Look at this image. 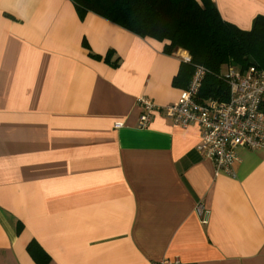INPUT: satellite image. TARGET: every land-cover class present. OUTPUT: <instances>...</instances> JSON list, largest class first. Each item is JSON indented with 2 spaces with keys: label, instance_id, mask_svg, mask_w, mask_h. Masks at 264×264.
Masks as SVG:
<instances>
[{
  "label": "crops",
  "instance_id": "0c3cea01",
  "mask_svg": "<svg viewBox=\"0 0 264 264\" xmlns=\"http://www.w3.org/2000/svg\"><path fill=\"white\" fill-rule=\"evenodd\" d=\"M212 2L242 29L264 16ZM186 53L71 0H0V264H264V150L215 174L196 123L139 126V97L179 98Z\"/></svg>",
  "mask_w": 264,
  "mask_h": 264
},
{
  "label": "trees",
  "instance_id": "16d2710c",
  "mask_svg": "<svg viewBox=\"0 0 264 264\" xmlns=\"http://www.w3.org/2000/svg\"><path fill=\"white\" fill-rule=\"evenodd\" d=\"M80 14L94 12L142 37L156 39L168 54L187 52L173 83L185 89L197 66L205 69L198 89L199 101H225L229 84L222 75L225 64L245 70H264V16L254 18L249 29L224 20L212 0H71ZM112 51L104 56L106 61ZM97 57H100L97 55ZM117 65V61L110 63ZM29 252L39 262L38 245Z\"/></svg>",
  "mask_w": 264,
  "mask_h": 264
},
{
  "label": "built area",
  "instance_id": "2783aa9c",
  "mask_svg": "<svg viewBox=\"0 0 264 264\" xmlns=\"http://www.w3.org/2000/svg\"><path fill=\"white\" fill-rule=\"evenodd\" d=\"M182 60L189 61L190 57L185 54ZM204 74L205 69L197 66L189 85L173 103L158 106L144 96L139 97L142 110L138 123L145 126L155 109L162 110L176 124L196 123L200 128L196 150L212 162L215 174L232 175L233 165L238 161L236 147L264 150V70L253 66L239 70L230 65L222 73L229 84L225 101L196 99ZM196 212L205 223L208 209L199 203ZM169 263L168 259H161L150 264ZM174 263L179 264V259Z\"/></svg>",
  "mask_w": 264,
  "mask_h": 264
},
{
  "label": "rangeland",
  "instance_id": "374dc122",
  "mask_svg": "<svg viewBox=\"0 0 264 264\" xmlns=\"http://www.w3.org/2000/svg\"><path fill=\"white\" fill-rule=\"evenodd\" d=\"M186 54H187V53H186ZM229 66H230V65H228V64L223 65V67H222V72H223V73L227 72Z\"/></svg>",
  "mask_w": 264,
  "mask_h": 264
}]
</instances>
